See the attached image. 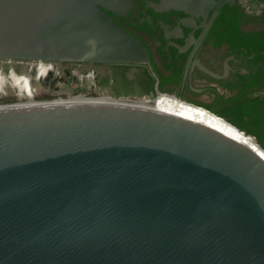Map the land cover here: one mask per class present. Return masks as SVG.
Listing matches in <instances>:
<instances>
[{
    "label": "water",
    "instance_id": "water-1",
    "mask_svg": "<svg viewBox=\"0 0 264 264\" xmlns=\"http://www.w3.org/2000/svg\"><path fill=\"white\" fill-rule=\"evenodd\" d=\"M130 8L0 0V61L145 62ZM0 264H264V161L139 107H1Z\"/></svg>",
    "mask_w": 264,
    "mask_h": 264
},
{
    "label": "flooded vegetation",
    "instance_id": "flooded-vegetation-1",
    "mask_svg": "<svg viewBox=\"0 0 264 264\" xmlns=\"http://www.w3.org/2000/svg\"><path fill=\"white\" fill-rule=\"evenodd\" d=\"M130 2L125 15L107 13L143 43L147 61L61 64L96 71L99 88L100 78L109 77L112 85L114 73L133 77L144 71L158 90L150 97L168 93L209 104L236 90L247 88L252 95L264 90V0H179L176 5L170 0ZM12 60L17 59L0 63Z\"/></svg>",
    "mask_w": 264,
    "mask_h": 264
},
{
    "label": "trees",
    "instance_id": "trees-1",
    "mask_svg": "<svg viewBox=\"0 0 264 264\" xmlns=\"http://www.w3.org/2000/svg\"><path fill=\"white\" fill-rule=\"evenodd\" d=\"M112 77L114 78L112 85H109V77L100 78L99 83L103 88L107 87L108 93L115 98H140L150 94H156L158 91L153 88L149 80V75L144 71L136 73L133 77H129L126 72L120 74L114 73ZM159 91L162 92V90ZM261 93H263L262 96L260 95ZM157 96L162 99L170 97L167 94H158ZM182 100L204 108L178 100L179 103L188 106L193 113L206 116L211 122L218 124L231 134L242 131L245 133V136H252L256 140L251 137L256 146L258 147L260 145L264 149V90L258 91L256 95H252L247 88L236 90L235 93L228 96L221 95L217 97L214 102L209 104L192 99ZM207 110L215 115L209 113ZM216 115L225 119L239 131ZM259 147L258 149L264 155V150Z\"/></svg>",
    "mask_w": 264,
    "mask_h": 264
},
{
    "label": "rangeland",
    "instance_id": "rangeland-1",
    "mask_svg": "<svg viewBox=\"0 0 264 264\" xmlns=\"http://www.w3.org/2000/svg\"><path fill=\"white\" fill-rule=\"evenodd\" d=\"M34 62L27 64L21 60H12L11 63H0V103L9 101L28 104L31 102L22 88L30 89L40 98L46 95L55 98L61 95H94L103 98L111 96L107 90L103 87L99 88L95 83L97 73L89 67L61 64V62L56 64L44 61Z\"/></svg>",
    "mask_w": 264,
    "mask_h": 264
},
{
    "label": "bare ground",
    "instance_id": "bare-ground-1",
    "mask_svg": "<svg viewBox=\"0 0 264 264\" xmlns=\"http://www.w3.org/2000/svg\"><path fill=\"white\" fill-rule=\"evenodd\" d=\"M22 89H23L22 91L28 96V99L30 98L31 102H29L28 104H25V103H11L9 101H6V102L0 103V108L1 107H13V106L14 107H20V106H34V105H47V104H61V103H71V104H74V103H77V104H79V103H96V104H113V105H125V106L139 107V108H143V109H148V110H153V111H158V112H162L165 114L173 115V116H176L179 118H183V119L192 121L194 123H198V124L203 125L207 128H210V129L220 133L221 135L227 137L228 139L238 143L239 145L245 147L251 153H253L258 158H260L261 160L264 161V155H262V152L258 149V147L260 145L257 143V145H259V146L258 147L256 146V144L254 142L255 139L252 136H249V135L245 136L244 135L245 133L239 131L238 129H236V130H238L239 133L231 134L230 132H228V131L224 130L222 127H220L218 124L211 122L206 116L193 113L188 106L179 103L175 99H162L161 97H159L157 95L151 96V97L148 95L143 96L142 98H144V99L114 98L113 96L103 98V97L94 96V95H89V96L61 95V97L58 96L56 98L51 96V95H46L45 97L41 96L42 98H40V96L38 94L33 93L30 89H27V88H22ZM170 96L177 98L176 96H173V95H170ZM145 100H147V101H145ZM179 100H181V99H179ZM181 101H183V100H181ZM184 102H186V101H184ZM186 103H188V102H186ZM196 107H199V106H196ZM201 108H203V107H201ZM209 113H211V112H209ZM213 115H215V114H213ZM261 149H263V148L261 147Z\"/></svg>",
    "mask_w": 264,
    "mask_h": 264
}]
</instances>
